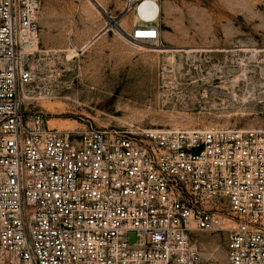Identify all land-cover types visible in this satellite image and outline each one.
I'll list each match as a JSON object with an SVG mask.
<instances>
[{"label":"built area","instance_id":"built-area-1","mask_svg":"<svg viewBox=\"0 0 264 264\" xmlns=\"http://www.w3.org/2000/svg\"><path fill=\"white\" fill-rule=\"evenodd\" d=\"M40 9L0 0V264H197L219 230L226 264H264V129L50 127L25 107ZM145 22L130 40L158 39Z\"/></svg>","mask_w":264,"mask_h":264},{"label":"rangeland","instance_id":"rangeland-1","mask_svg":"<svg viewBox=\"0 0 264 264\" xmlns=\"http://www.w3.org/2000/svg\"><path fill=\"white\" fill-rule=\"evenodd\" d=\"M157 2L158 39L131 43L125 0H42L26 109L68 130L264 129V0ZM226 234L193 233L197 264H226Z\"/></svg>","mask_w":264,"mask_h":264},{"label":"bare ground","instance_id":"bare-ground-1","mask_svg":"<svg viewBox=\"0 0 264 264\" xmlns=\"http://www.w3.org/2000/svg\"><path fill=\"white\" fill-rule=\"evenodd\" d=\"M135 12H136L137 20L141 23L140 26L147 25L148 23H146L145 21H150L151 23L154 24L157 22L159 17V4L157 0H146L140 6L135 8ZM128 41L131 43H135V42L142 43V41H130V40ZM235 82L237 81L235 80Z\"/></svg>","mask_w":264,"mask_h":264},{"label":"crops","instance_id":"crops-1","mask_svg":"<svg viewBox=\"0 0 264 264\" xmlns=\"http://www.w3.org/2000/svg\"><path fill=\"white\" fill-rule=\"evenodd\" d=\"M41 8H42V0H41ZM43 9H44V7H43ZM41 25L43 26L44 24H43V21L40 22V15H39L40 36H41Z\"/></svg>","mask_w":264,"mask_h":264},{"label":"water","instance_id":"water-1","mask_svg":"<svg viewBox=\"0 0 264 264\" xmlns=\"http://www.w3.org/2000/svg\"><path fill=\"white\" fill-rule=\"evenodd\" d=\"M114 22V21H113ZM108 29V27H105L103 30H102V32H104L105 30H107Z\"/></svg>","mask_w":264,"mask_h":264}]
</instances>
